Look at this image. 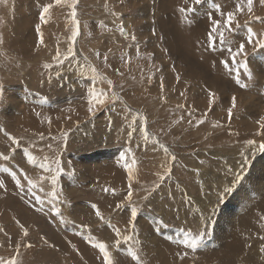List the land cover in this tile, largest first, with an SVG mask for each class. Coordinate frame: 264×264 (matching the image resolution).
<instances>
[{"label": "rangeland", "instance_id": "374dc122", "mask_svg": "<svg viewBox=\"0 0 264 264\" xmlns=\"http://www.w3.org/2000/svg\"><path fill=\"white\" fill-rule=\"evenodd\" d=\"M130 1L75 0L73 5V0H0V180L5 184L0 189V261L103 264L94 245L104 243L112 264H137L130 250L139 264H264L261 214L253 227L244 229L242 238L251 240H243L240 250L235 252L225 242L210 246L219 227L230 226L233 208L228 206L241 201L244 187L247 193L253 185H264V179L255 180V163L260 161L255 160L264 155L259 148L264 143V48L253 51L254 44H247V56L237 57L247 63V72L235 66L246 85L241 88L231 64L226 70L219 63L228 58L219 38L214 50L207 47L214 12L235 13L233 26L240 27L225 33L233 48L246 39L247 27L259 38L264 34V4L253 0L249 14L247 0H201L193 12L186 11L193 0H165L163 12L162 0ZM238 2L245 5L242 12H236ZM45 5L51 7L41 23ZM163 13L172 17L171 25L159 24ZM199 14L206 22L192 26L191 18ZM176 24L191 33L181 37L182 32L175 30L179 34L174 37ZM165 28L167 36L161 31ZM73 30L78 33L75 41L70 39ZM170 39L178 41V50L166 43ZM69 45L73 56L65 59ZM191 47L207 65L205 70H193L200 76L190 74L192 69L184 63L191 57ZM57 51L62 64L53 59ZM218 71L231 88L205 90L202 73L219 76L214 74ZM93 89L106 96L90 114ZM9 107L15 112L11 114ZM248 140L255 143L249 145ZM45 162L48 169L40 167ZM12 171L25 185L23 191L15 186ZM262 172L264 160L258 169ZM237 174L242 176L238 183ZM52 175H57L55 185ZM25 176L36 182L34 192L43 199V211L27 192ZM41 176L48 179L40 180ZM129 185L131 202L126 200ZM225 188L231 191L225 193ZM53 189L55 197L48 195ZM117 203L124 206L117 209ZM132 206L138 209L134 221ZM202 216L209 218L207 225ZM155 221L170 235L156 229ZM110 225L120 229V237ZM205 227L210 232L195 249L185 243ZM124 236L132 239L125 241ZM149 241L160 243L156 253L147 249Z\"/></svg>", "mask_w": 264, "mask_h": 264}, {"label": "snow or ice", "instance_id": "6c2138e0", "mask_svg": "<svg viewBox=\"0 0 264 264\" xmlns=\"http://www.w3.org/2000/svg\"><path fill=\"white\" fill-rule=\"evenodd\" d=\"M59 2H60V0H57V3H59ZM260 2L262 4H264V0H260ZM200 3H201V0H193V7L192 8H187L186 11L193 12L194 9H195V5H199ZM74 4H75V0H73V5ZM252 6H253V0H247L246 7H247V11H248L249 14L252 13V10H253ZM50 7H51V5H45L43 10L41 11V13H40L41 23L45 22L44 16H45V13H47L49 11ZM244 7H245V5L243 3L238 2L236 4V6H235L236 12H242ZM181 11H185V9H181ZM75 15H76L75 8L73 7V11H72L73 18H75ZM222 15H224V17H225L223 19L222 23H221L220 20L212 19L211 16L209 17V19L211 20V26H210V30H209L208 36H207V47L209 49H214L216 47L217 37L219 38V44L227 52V57H228L226 59H221L219 61V63L222 64L226 69L229 68L230 64H231L232 70L236 72V76H235L236 84L239 85L241 88H244V87H246V85L241 81L239 70L235 66L237 64H239V66L241 68H244L245 71L247 72V63H246V60H244V59H241V60L238 61L237 57H241V56H245L246 57L247 56V52H246V45L247 44H254L253 51H255L257 48H264V34H261L259 38H256L257 34L253 31V29L251 27H247L246 39L242 40L237 47L233 48L231 46L233 42L228 37H226L225 33L226 32H228V33L233 32L236 28H239L240 25L237 24V25H235V27L233 26V21L236 19V16H235L234 12L228 11L227 13H222ZM250 18L254 19V20H260L261 19L258 16H251ZM74 22H75V19H74ZM246 25H247V21L245 22V26ZM36 27H37V31L39 32L40 25H37ZM120 31H121V33L124 32L123 27L120 28ZM77 34H78L77 31L73 30L70 39L72 41H75L76 38H77ZM132 39L135 40V37L133 36ZM42 42L43 41L41 39L39 41V43H42ZM70 56H73L72 45H69L68 53H67V56L65 57V59H67ZM53 59L56 60L58 64H62L63 63V61L60 60L59 51H57V53L53 57ZM105 59H107V57H105ZM44 67L45 68H49V67H51V65L50 64H45ZM92 71L95 72V69L93 68ZM247 75H248L249 79H251V73H247ZM108 84L111 85L112 81L109 80ZM212 95L213 94L211 92H209V97L210 98H211ZM105 96H106V94L103 91L96 92L93 89V91L90 94V99L88 101L89 107H88L87 111L91 114V113H93V110H94L96 105H103L105 103ZM112 98L113 99H117L118 97L115 94H113ZM0 100H2V97H0ZM235 100H236V98H235V96H233L232 97L233 107L235 106ZM209 106H211V99L209 100ZM228 114H229V117H231V115H232V107H230L228 109ZM262 119H264V118H262ZM197 123H199V121ZM141 131H143V128L141 129ZM132 135H133V133L131 131L128 132V136L129 137H131ZM254 143L255 142L253 140H248L247 141V144H249V145H253ZM161 147H164V146L161 145ZM259 148H260V150L264 151V143H261L259 145ZM165 151L166 152L168 151L167 148H165ZM241 155H243V153H241ZM3 159L4 160H8V157L4 156ZM28 160L30 162L35 163L34 157L32 155L28 156ZM55 163H56L57 166H59L60 165V160L57 159L55 161ZM40 167H42L44 169H48V164L46 162L42 163L40 165ZM125 167L128 169V178H129V180H131V167L127 164V162L125 163ZM4 171L8 172L9 169L8 168H4ZM59 171L63 172L64 169L63 168H59ZM10 174H11L12 180L15 182V186L18 189H20L21 191H23L24 188H25V185L21 183V179L18 178L17 173L15 171H12ZM58 174L59 173H57V175ZM57 175H52L50 177L52 185H55L56 180H57ZM24 179L27 181V192L29 194L33 195V197L35 199V202L37 204L41 205L40 209H38V210L39 211H43V199H42V197L40 195H36L35 192H34V189L36 187V182L33 179L28 178L27 176H25ZM46 179H48V177H45V176H41L40 177V180H46ZM160 179L163 180V176L160 177ZM241 179H242V176L240 174H237L235 176V182L238 183ZM4 187H5L4 181L0 180V189H3ZM106 191H107V189H106ZM229 191H231L230 188H225L224 189L225 193H227ZM48 195L52 196V197H55L56 196L55 190L53 189V191L51 193H49ZM131 198H132V190H131V185H129V190H128V193H127L126 200L131 202ZM123 206L124 205L121 204V203H117L116 204V208L117 209H120ZM92 207L95 209L96 205L93 204ZM53 211L58 212L59 209L58 208H54ZM96 215L98 217H100L101 214H100L99 210L96 211ZM130 215H131L132 220L134 221L135 218L138 215L137 207H135V206L131 207ZM201 219L204 220L205 225H207V221H208L209 218L202 216ZM17 223H19V221H17ZM130 223H131V221H130ZM110 226L113 228V231L115 232L116 236L120 237V235H121L120 229L116 228L114 225H110ZM21 228H23V225H21ZM209 232H210V229L208 227H205L204 229H202L200 231L199 235H196V236H194L191 239L190 243L187 240L185 241V243H188L189 246L192 249H195L197 247V242L204 235H206ZM24 234L27 235V230L24 231ZM185 235L186 236H191V232H187V233H185ZM89 239H91V237H89ZM123 239L125 241H129V240L132 239V237L131 236H124ZM120 243H121V241L119 239H117L116 244L119 245ZM94 247L98 248L100 253H102V255H103V264H112V261H111L110 256H109V252L107 251L106 245L104 243H98V244L94 245ZM262 250H264V248H262ZM130 255L132 256V259L136 260L137 264H139V258L137 256V254L130 250ZM0 264H16V261L13 258V259H10V260H7V261H0Z\"/></svg>", "mask_w": 264, "mask_h": 264}, {"label": "bare ground", "instance_id": "6f19581e", "mask_svg": "<svg viewBox=\"0 0 264 264\" xmlns=\"http://www.w3.org/2000/svg\"><path fill=\"white\" fill-rule=\"evenodd\" d=\"M32 1V0H31ZM132 1V0H131ZM130 1V2H131ZM139 1H141V0H139ZM187 1V0H186ZM48 2H50V1H48ZM164 2V3H163ZM165 0H162V2L160 1L159 3L161 4V5H159V6H161L159 9H162L161 11L163 12V11H165L164 10V4H165ZM31 3V2H30ZM128 3H129V1H128ZM152 3V2H151ZM121 5V4H120ZM133 5V4H132ZM36 6V5H35ZM55 6V5H54ZM18 7V6H17ZM133 7H135V6H133ZM152 7V6H151ZM167 7V6H166ZM137 8V7H136ZM153 8V7H152ZM158 8V7H157ZM158 9V10H159ZM167 9H168V7H167ZM24 10V9H23ZM42 10V9H41ZM131 11V10H130ZM169 11V10H168ZM161 12V13H162ZM169 12H171V11H169ZM158 13H159V11H158ZM158 13H157V15H158ZM17 15V14H16ZM160 15V14H159ZM213 15H215V16H217L216 17V19L217 20H220V21H222L223 20V18H225L224 17V15H222V14H216L215 12L213 13ZM178 16V15H177ZM127 17V16H126ZM156 17H158V16H156ZM161 20H160V23L159 24H161V25H164L165 26V23H167L168 25L171 23V21H170V23H169V20L170 19H172V17H170V16H166V14L165 13H163L162 14V16L160 15V17H159ZM175 18V17H174ZM31 19V18H30ZM127 19V18H126ZM133 19V18H132ZM155 20H156V18H155ZM191 20H192V26H193V24H196V22L198 23V25H201L202 23H204V22H206L205 20H204V18H203V16H202V14H199V15H193V17L191 18ZM191 20H189V21H191ZM113 21V20H112ZM27 22V21H26ZM110 22V21H109ZM176 22V21H175ZM121 23V22H120ZM130 23V22H129ZM173 24V23H172ZM154 25V24H153ZM171 25V24H170ZM158 26V25H157ZM156 26V27H157ZM173 26H174V24H173ZM188 26V25H187ZM166 27V26H165ZM41 28V27H40ZM140 28V27H139ZM142 28V27H141ZM192 28V27H191ZM21 29V28H20ZM188 29V28H187ZM70 30V29H69ZM178 32V30L180 31V32H182V34H181V37L183 36V35H186V34H190L191 33V31H189V30H186V29H184V28H180L179 26H178V24H176L175 25V27H174V30L171 32L172 34H174V37L176 36V34H179V33H176V31ZM148 31V30H147ZM161 31H162V33H165V35L167 34V33H169V32H167L168 30H167V28H165V29H161ZM42 32V31H41ZM167 36V35H166ZM179 36V35H178ZM203 36V35H202ZM207 36V35H206ZM173 38V37H172ZM200 38H201V36H200ZM202 39V38H201ZM168 40V39H167ZM195 41H196V39H195ZM204 41V40H203ZM206 41V40H205ZM178 42V41H177ZM176 42V43H177ZM197 42V41H196ZM153 43V42H152ZM169 46H170V48H172V50H178V45H180V44H176L174 41H172L171 39H170V41L168 42H166ZM27 45H28V42L26 43ZM164 44H165V42H164ZM16 45H18V47H19V43H15V47H16ZM153 45V44H152ZM155 45V44H154ZM158 45V44H157ZM167 45V46H168ZM194 45V44H193ZM197 45V44H196ZM168 46V47H169ZM198 46V45H197ZM17 47V48H18ZM193 47V46H192ZM192 47H191V49H189L188 50V53H190L189 55L191 56V57H187V59H186V62H184L188 67H190L191 69H192V71H190V74H195L194 72H196V73H198V75H199V71L197 72V71H194L193 72V70L194 69H196V70H201V69H203L204 68V70H205V68H206V64L205 63H203V61H202V59H199L198 58V56H197V54L195 53V51H193L192 50ZM204 47V46H203ZM198 48V47H197ZM201 49V48H200ZM214 50V49H213ZM224 50V49H223ZM159 51V50H158ZM208 51H211V50H208ZM217 51H219L218 49H217ZM209 53V52H208ZM211 53V52H210ZM199 55V54H198ZM219 55V54H218ZM217 55V56H218ZM210 56V55H209ZM199 57H201V56H199ZM220 57V56H219ZM196 58V59H195ZM209 58V57H208ZM215 58H217V57H215ZM257 58H259L258 56H257ZM219 59V58H218ZM217 59V60H218ZM212 60V59H211ZM207 61V60H206ZM214 61H215V59H214ZM180 62V61H179ZM17 63V62H16ZM25 66H27V65H25ZM80 66V65H79ZM28 67V66H27ZM219 68H220V66H219ZM18 70H21V69H18ZM209 70L210 69H206V72L205 73H208L209 72ZM227 70V69H226ZM88 71V70H87ZM187 71H189V70H187ZM23 72V71H22ZM21 72V73H22ZM221 74H223V72H220ZM219 73V71L218 72H216V73H214V74H219V76L218 75H209V74H207L206 75V77L204 76V73H202L203 74V76H201V77H204V80H203V83H204V88H205V90H207V91H212V90H215V89H230L231 87H228V85H229V83L228 82H226L225 80L226 79H221V74ZM52 74V73H51ZM213 74V73H212ZM226 75V74H225ZM78 76V75H77ZM187 76V75H186ZM200 76V75H199ZM224 76V75H223ZM223 78V77H222ZM232 81V80H231ZM225 82V83H224ZM165 84V83H164ZM164 90V89H163ZM195 90V89H194ZM203 90V89H202ZM198 95V94H197ZM22 98L23 97H25V96H21ZM178 98V97H177ZM29 99V98H28ZM205 99V98H204ZM207 101V100H206ZM223 101V100H222ZM202 103V102H201ZM205 104H207L208 105V102L206 103V102H204ZM224 103V102H223ZM198 105H199V103H198ZM16 107V106H15ZM202 107V106H201ZM10 108V107H9ZM13 108L14 107H11L10 109H11V114L13 113ZM202 109V108H201ZM205 109V108H204ZM215 110V109H214ZM213 110V111H214ZM9 111V110H8ZM15 112V111H14ZM214 112H216V111H214ZM15 114V113H14ZM200 114V113H199ZM206 115V114H205ZM215 115H217V114H215ZM217 117V116H216ZM11 118V117H10ZM13 118V117H12ZM18 119H20V118H18ZM28 120V119H27ZM202 127V126H201ZM158 144V143H157ZM159 146V145H158ZM243 147V146H242ZM144 152V151H143ZM146 154V153H145ZM150 155V154H149ZM24 157V156H23ZM258 160H260V161H258ZM263 160H264V155H262L261 157H257L256 158V160L255 161H258L257 163H255V165H256V169H257V174H258V178L257 179H255V180H257L258 182H260V180H262V179H264V172H262V175H260L259 173H258V169L260 168V165L262 164V162H263ZM259 162H261V164H258ZM254 164V163H253ZM252 168V167H251ZM41 169V168H40ZM251 170V169H250ZM261 170V169H260ZM250 177V176H249ZM252 178V177H251ZM256 178V177H255ZM249 180H252V179H250L249 178ZM24 181V180H23ZM64 184V183H63ZM258 184V183H257ZM238 189V188H237ZM16 191V190H15ZM239 191V190H238ZM243 191V190H242ZM18 192V191H17ZM236 193V192H235ZM233 196H231V198H232ZM244 197V198H243ZM258 200H257V199ZM239 200H241V201H239V202H233V203H231L229 206H228V208H233V214L231 215V217L233 218L232 219V221L231 222H229L230 223V226L228 227L227 226V228L224 230V226H220L219 227V229H218V235H215V238L213 237L211 240L212 241H210V246L212 247H216V245H221L223 242H225V245H227V244H232V246L234 247V251L236 252V251H238V250H240L241 248H242V243H243V240H244V238H242L243 237V231H244V229H246V228H249V227H253L254 226V224H253V222L255 221V218L257 217V216H259V214H261V217L262 216H264V185L261 187V186H259V187H256V186H252L251 187V189H249V191L246 193V188L244 187V193H243V195L239 198ZM230 211V210H229ZM232 211V210H231ZM230 214H228V216H229ZM230 221V220H229ZM155 223H156V229H157V227H159V228H162L164 231H165V234H166V236H169L170 234H168V229H167V231L165 230L166 228H163L162 226V224L160 223H158V221H155ZM149 224V223H148ZM148 226V225H147ZM140 227V226H139ZM232 227H234L235 228V230H233L232 229ZM146 228V227H145ZM231 229V234H230V236H229V238H230V240L229 241H226V237L228 236V234H229V229ZM260 228V227H259ZM144 230V229H143ZM248 230V229H247ZM247 230H245V231H247ZM152 233V232H151ZM226 236H225V235ZM153 235V234H152ZM263 235V234H262ZM257 236H258V234H257ZM152 238L154 237V236H151ZM156 237H157V235H156ZM143 238V237H142ZM147 238V237H146ZM144 239V238H143ZM154 239V238H153ZM213 239H215V240H213ZM249 239V238H248ZM248 239H245L244 240V242H246V241H248ZM256 239V238H255ZM177 240V239H176ZM249 240H251V239H249ZM148 241V240H147ZM146 241V242H147ZM154 241H156V240H154ZM159 242V241H158ZM161 242V241H160ZM230 242V243H229ZM249 242V241H248ZM143 243V242H142ZM152 243V242H151ZM224 244V243H223ZM55 245V244H54ZM144 245H146V244H144ZM158 245V246H157ZM246 245H247V243H246ZM153 246H157V248H154ZM159 246H160V243H152V244H150V241H149V243L147 244V249L148 250H150L152 253H156L157 252V250L159 249ZM228 246V245H227ZM218 247V246H217ZM264 247V246H263ZM149 251V252H150ZM148 252V251H147ZM148 252V253H149ZM150 252V253H151ZM226 256V255H225ZM264 257V256H263ZM232 260H234L233 258H231ZM262 261H264V260H262ZM242 264V263H241Z\"/></svg>", "mask_w": 264, "mask_h": 264}]
</instances>
